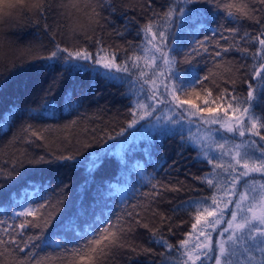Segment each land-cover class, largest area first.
<instances>
[{"label":"snow or ice","instance_id":"snow-or-ice-1","mask_svg":"<svg viewBox=\"0 0 264 264\" xmlns=\"http://www.w3.org/2000/svg\"><path fill=\"white\" fill-rule=\"evenodd\" d=\"M147 5L151 10L152 0H147ZM189 5L192 7L189 8ZM198 5H209L211 8H200ZM57 6L62 9L60 15L66 21L62 25L58 22V28H66L74 39L82 36L85 41H92L96 51H90L86 44L79 47L62 46L55 42L53 33L52 50L34 59L60 63L65 66V71L91 69L100 72L103 69L100 74L108 79L131 84L140 95L130 109L132 119L128 123L129 128L151 117L160 106H164L169 113L165 123L171 125L168 131L173 135L179 133L182 144L193 147L197 150L198 158L213 166L212 171L201 180L214 192L211 197L187 203L194 222L191 224L192 232L185 234V239L178 242V248L162 233L168 218L159 214L160 227L153 228L144 222L139 212L134 211L137 207L148 208L162 195V190H166L164 185L154 183L151 177L146 179L151 191L141 193L145 199L151 197L149 204H134L131 206L133 211L117 215L115 220L101 213L94 216L83 231H79V225L72 221L61 222L62 232H75L78 237L71 247L63 237L48 240L44 235L57 218L58 207L50 206L53 210L34 222L26 218L35 217L39 209L45 208V204L36 207L28 204L23 211L14 214V217H24V220L0 228V264H44L49 259L62 260L64 264H109L117 251L134 254L129 256V264H133V261L139 264V257L153 254V249L126 242L125 237L135 230L133 225L148 230L151 242L165 249V252L159 253L163 258L162 264L164 261H171L172 264H207L208 261H214V264H264V115L256 112L257 107L264 111V0H169L166 10L162 13L152 12V18L140 26L137 32V36H142L140 45L136 46L132 56L125 54L119 63L117 52L105 47L102 37L95 36L105 23H112L110 16L117 11L114 0H0V27L16 13H32L35 19L29 17L27 23L48 32V17ZM105 9L109 11V16L102 14ZM212 10H222L225 22L235 26L218 24L212 29L211 36L204 35L203 39H198L197 32L202 28L207 30L203 23L204 13ZM76 14L82 15L85 22L77 23ZM182 21L191 25L188 32L191 39L187 42L186 51L183 45L179 48L174 46L173 28H180ZM245 21L254 26V32L242 30ZM117 34L122 36L124 32ZM217 35L219 38L215 39L214 46L218 50L209 53L206 42ZM170 38L172 44L169 43ZM220 41L226 43L221 44ZM13 50L14 45L11 42L6 44L0 31V79L4 77L5 69L9 74L24 69L25 62L19 54L13 57ZM28 50L31 51V48ZM15 51L20 52L18 46ZM181 51L184 55L178 62L176 54ZM231 52L240 53L245 61L251 60L250 65L241 66L250 69L247 78L243 79L248 88L246 96L235 93L234 87L232 91L227 87L220 88L215 79L210 80V77L216 76L211 69L203 76L195 67L188 74L176 70L177 63L192 64L197 56L209 53L217 68L225 62V72H231L232 62L226 60ZM240 70L236 69L237 72ZM120 73L125 75H117ZM205 81H210L219 90L214 99L211 98L212 90L204 87ZM224 83L235 85L236 81L226 79ZM200 89L206 91L207 95L201 96ZM182 96L186 98L182 99ZM193 98L201 100L204 106L194 103ZM66 103L71 107L70 97ZM156 119L159 121L160 117ZM22 130L32 136L37 135L31 125ZM123 131L120 135H123ZM27 142L31 143V140ZM212 150H218V155L213 156ZM56 159L72 160L75 157L58 156ZM47 162L44 157L28 161L30 164ZM14 170L13 167L5 172L0 168V178L11 180ZM60 203L62 201L57 202L58 205ZM152 214L158 215L155 212ZM4 224L7 222L0 220V225ZM29 227L39 229V233L18 239ZM168 232L172 233L171 227ZM35 241L54 245L59 254L36 259L37 254L33 249L39 245ZM173 252H178L179 257H174Z\"/></svg>","mask_w":264,"mask_h":264},{"label":"trees","instance_id":"trees-1","mask_svg":"<svg viewBox=\"0 0 264 264\" xmlns=\"http://www.w3.org/2000/svg\"><path fill=\"white\" fill-rule=\"evenodd\" d=\"M136 1L138 3L131 6L128 0H116L114 4L117 11L110 16L112 23H105L103 29L95 33L97 38L102 37L105 47L117 52L118 63L125 54L132 56L136 46L140 45L142 36H137L140 26L152 18V12L162 13L166 10L169 3V0H152V8L149 10L147 0ZM197 7L211 8L209 5ZM56 8L57 11L48 17V32L27 23L29 17L35 19L32 13H16L0 27L5 43L11 42L14 49L18 46L20 52L17 54L25 62L23 70L9 74L5 69L4 77L0 79V168L5 172L15 168L11 180L0 178V220L7 222L0 225V228L24 220V217H14V214L23 211L28 204L33 207L45 204V208L39 209L35 217L26 218L34 222L52 211L50 206H56L57 218L44 235L48 240L63 237L70 242L68 246L71 247L78 237L75 232H62L61 222L72 221L79 225V231H83L87 223L101 213L115 220L117 215L133 211L131 206L134 204L146 205L151 199H145L141 193L150 188L146 179L151 177L154 183L161 184L163 181L168 189L165 198L158 197L152 202L153 212L158 215H153V212L144 215V222L153 228L160 227L159 214H163L168 219L165 220L162 233L178 248V242L185 239L186 233L192 232L191 224L194 220L186 207L187 203L213 195L214 189L201 180L212 171L213 166L198 158L197 150L193 147L182 144L179 133L173 135L168 131L171 125L165 123L167 115L161 107L151 117L129 128L128 123L132 119L130 109L140 95L131 84L108 79L100 74L103 69L100 72L91 69L65 71V66L60 63L34 59L52 50L53 33L55 42L62 46L79 47L86 44L90 51H96L92 41H85L82 36L78 40L74 39L66 28H58V22L62 25L66 21L60 15L62 9L58 6ZM102 14L109 16V11L105 9ZM205 20L216 21L215 26L221 23L225 27L235 26L225 22L222 10L205 12L204 24ZM76 22L84 23L85 18L76 14ZM23 24L25 26L20 28ZM190 27L182 21L180 28H173L175 47L183 45L186 51L187 42L191 39L188 36ZM243 29L254 32V26L247 21L242 25ZM118 32H124V35H118ZM204 35L211 36L212 29L207 26L206 31L202 28L197 32L198 39H203ZM215 39L217 37L212 41ZM210 42H206L209 53H214L218 49ZM169 43H173L171 38ZM183 54V51L177 53V60L181 61L183 57H178ZM206 54L204 58L194 59L192 64L177 63V72L188 74L195 67L199 75L208 74L213 65L209 61L212 55ZM199 57H203V53ZM229 57L237 58V64L232 65L233 70L225 72V67L217 71L215 69L216 76L210 77V80L215 79L220 88L227 87L229 91L234 87L235 93L246 96L248 88L242 79L247 78L250 69L241 66L250 65L251 60L245 61L238 52L228 53L226 59ZM236 69L241 70L237 72ZM33 76L36 80L41 78L42 84L38 88L31 85ZM238 78H241L239 85L224 83L226 79L230 81ZM204 87L212 90L213 99L219 94L217 87L210 81H205ZM200 90L201 96L207 95L206 91ZM69 97L71 107L66 103ZM199 101V106L203 107L202 101ZM256 112L264 115L261 107H257ZM157 117H160L159 121ZM33 124L41 129L32 128L36 136L25 133V138L32 141L27 149L24 139L19 140L18 135L22 133V127ZM122 129L123 135H120ZM192 130L195 131V126ZM184 134L187 135L186 132ZM211 154L217 156L218 150H212ZM58 156H74L75 159L58 160ZM38 157H44L48 162L28 163ZM96 158L98 160L94 162ZM140 199L142 201H136ZM58 201L62 203L58 205ZM139 209L142 207L134 211L138 212L136 210ZM133 227L135 230L126 236V242L153 249V254L139 257V264H162L163 258L159 253L165 252V249L151 242L148 230ZM169 227L172 228L171 234L168 232ZM38 233L39 229L29 227L18 239ZM38 242L39 248L33 249L37 254L35 258L45 255L50 248L49 252H59L46 241ZM133 255L117 251L109 264H129L128 258ZM172 255L179 257L178 252ZM163 264L172 262L164 261Z\"/></svg>","mask_w":264,"mask_h":264},{"label":"rangeland","instance_id":"rangeland-1","mask_svg":"<svg viewBox=\"0 0 264 264\" xmlns=\"http://www.w3.org/2000/svg\"><path fill=\"white\" fill-rule=\"evenodd\" d=\"M119 1H121V0H119ZM114 2H116V0H114ZM117 3V2H116ZM128 3H129V5H133V4H136V3H138L136 0H128ZM140 5V4H139ZM55 11H57V8H55L52 12H55ZM217 22L216 21H214V20H205V25H207L208 26V28L209 29H213V28H215L216 26H215V24H216ZM25 24V23H24ZM22 25L20 28H23L25 25ZM219 38V36H217V39ZM36 40V39H35ZM32 42H31V40L29 41V44H31ZM210 43H212V44H215V40L214 41H211ZM220 43L221 44H225V42L224 41H220ZM34 44V43H33ZM170 44H172V43H170ZM175 46V45H174ZM186 50H187V47H186ZM17 54V52L15 51V49L13 50V52H12V56H15ZM209 54V53H208ZM184 55V54H183ZM202 55V54H201ZM179 56V55H178ZM207 56V54L206 53H203V57H199V56H197L195 59H201V58H204V57H206ZM181 57H183V56H180V57H178V58H181ZM217 59H219V58H217ZM237 58H233V57H229L228 59H226L227 61H231L232 62V65H235V64H237V60H236ZM178 62L180 61V59L179 60H177ZM209 61H210V63H212V68H211V70H212V72L214 73L215 72V69H216V71L217 70H219V69H221V68H223V67H225V62H222L221 63V66L219 67V68H217L215 65H214V63H213V56H211V58L209 59ZM48 62V61H47ZM40 79L41 78H37V80L35 79V77L33 76L32 77V81H31V85L33 86V87H36V88H38L39 86H40V84H42V82H40ZM243 80V79H242ZM236 81V83H235V85H239L240 83H241V78L239 79H237V80H235ZM209 83V82H208ZM207 83V84H208ZM186 98V97H185ZM27 99H32V97H27ZM193 102L194 103H196L197 105H199L200 104V101H199V99H195V98H193ZM161 108H163L162 110H163V112L166 114V115H169V113H167V109L166 108H164V106H160ZM31 126H33L32 128H35V129H37V130H40L41 128L38 126V125H36V124H33V125H31ZM22 129H23V127H22ZM45 129V128H44ZM195 131H196V128H195ZM194 131V132H195ZM26 134H28V133H26ZM30 134V133H29ZM18 139L19 140H23L24 139V145H26V148L27 149H29L30 148V143L29 142H27V138H25V132L22 130V133L20 134V135H18ZM30 140V139H29ZM32 142V141H31ZM225 159H227V158H225ZM98 159L96 158V159H93V161L94 162H96ZM161 185H164V182L162 181L161 182ZM148 186V185H147ZM165 189L167 190L168 189V187L167 186H165ZM166 190H162V195L160 196V197H166ZM151 191V188H148L147 189V191L146 192H150ZM217 195L219 196L220 195V193H217ZM149 199H151V197H149ZM136 201H142V199H140V200H136ZM149 204V203H148ZM153 203L151 202V204H150V206L148 207V208H143L142 207V209H139V210H136V211H138L140 214H141V217H143L144 215H149L151 212H153V205H152ZM137 205V204H136ZM147 205V204H146ZM229 207H231V206H229ZM133 226H135V225H133ZM125 239H126V237H125ZM216 239V235H213V240H215ZM34 243H36V244H38L39 245V242L38 241H35ZM39 248V247H38ZM52 248H50V249H48L47 250V252L45 253V255L44 254H42V256L41 257H43V256H47V255H49V254H51L52 256H57L58 254H59V252H49L50 250H51ZM40 257H38V258H36V259H39ZM208 264H214V261H210V263L209 262H207ZM44 264H64V261H62V260H55V261H53V260H51V259H49V260H46V261H44Z\"/></svg>","mask_w":264,"mask_h":264}]
</instances>
